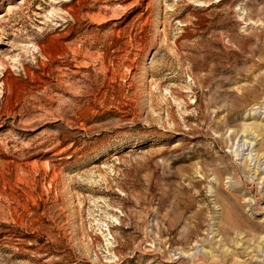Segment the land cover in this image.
I'll list each match as a JSON object with an SVG mask.
<instances>
[{"label":"rangeland","instance_id":"1","mask_svg":"<svg viewBox=\"0 0 264 264\" xmlns=\"http://www.w3.org/2000/svg\"><path fill=\"white\" fill-rule=\"evenodd\" d=\"M249 121L264 0H0V264H264Z\"/></svg>","mask_w":264,"mask_h":264},{"label":"bare ground","instance_id":"2","mask_svg":"<svg viewBox=\"0 0 264 264\" xmlns=\"http://www.w3.org/2000/svg\"><path fill=\"white\" fill-rule=\"evenodd\" d=\"M252 109H251V116L253 115ZM264 130V124L257 122V121H249L248 123H244L243 130L242 131H250L252 133H259L260 131ZM232 132V131H231ZM244 135V134H243ZM238 136V135H237ZM256 136V135H255ZM260 137V136H259ZM244 143V142H243ZM250 144V142H249ZM235 152V151H234ZM258 155V154H257Z\"/></svg>","mask_w":264,"mask_h":264}]
</instances>
